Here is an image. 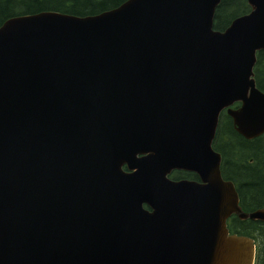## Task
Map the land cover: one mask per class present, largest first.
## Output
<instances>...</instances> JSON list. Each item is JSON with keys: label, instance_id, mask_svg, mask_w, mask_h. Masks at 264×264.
Instances as JSON below:
<instances>
[{"label": "water", "instance_id": "water-1", "mask_svg": "<svg viewBox=\"0 0 264 264\" xmlns=\"http://www.w3.org/2000/svg\"><path fill=\"white\" fill-rule=\"evenodd\" d=\"M220 1L0 25V264H254V238L227 219H264V207H242L212 140L236 100L235 128L264 132V0L217 29Z\"/></svg>", "mask_w": 264, "mask_h": 264}, {"label": "trees", "instance_id": "trees-1", "mask_svg": "<svg viewBox=\"0 0 264 264\" xmlns=\"http://www.w3.org/2000/svg\"><path fill=\"white\" fill-rule=\"evenodd\" d=\"M124 1L0 0V25L11 16L44 10L81 16L94 15L116 7ZM250 9L251 5L248 0H222L216 10L214 27L225 29L233 18ZM257 54L259 65L255 66L254 70L257 74V84L264 90V50L258 51ZM214 147L223 155L222 174L225 178L235 182L243 208L252 209L264 205V133L254 138H247L236 130L229 115L222 114ZM173 175H176L177 178H198V174L195 172L181 174L176 170ZM255 222L258 221L255 219L244 221L234 214L228 222V226L233 232L249 235L248 232L253 228Z\"/></svg>", "mask_w": 264, "mask_h": 264}, {"label": "flooded vegetation", "instance_id": "flooded-vegetation-1", "mask_svg": "<svg viewBox=\"0 0 264 264\" xmlns=\"http://www.w3.org/2000/svg\"><path fill=\"white\" fill-rule=\"evenodd\" d=\"M257 76V74H255V77ZM241 104L240 101L238 102H235L233 103V107H238L239 105ZM224 112H227V108L224 109L223 113ZM225 116L226 115H229V118L232 116L228 113H224ZM232 121H233V118H232ZM233 126H234V123H233ZM235 127V126H234ZM237 130V129H236ZM238 131V130H237ZM216 135H217V131H216ZM243 135V134H242ZM246 137V136H245ZM257 137V136H256ZM248 138V137H247ZM251 138H254V137H251ZM222 158H223V155H222ZM221 165H222V159H221ZM123 168L128 170L129 167L127 166V164H124L123 165ZM178 170L180 171L181 174H187V173H192V172H195L194 170H189V169H184V168H174L170 173H169V176L174 178V179H193V180H198V181H202V178L200 177V175L195 172L196 174H198V178H187V177H181V178H177L176 175H173V173ZM225 178V177H224ZM144 205L150 209H152V207L148 204V203H144ZM261 207H264V205L258 207V208H261ZM246 211H253L254 209L256 208H248L246 209V207H244ZM234 216V215H232ZM228 218V221L231 220V217ZM248 219H252L250 217H247V218H241V220H248ZM256 221L258 222H255L253 223L254 226L251 230H249V235H252L253 238L255 239V243H256V264H264V219H255ZM250 222V221H249Z\"/></svg>", "mask_w": 264, "mask_h": 264}, {"label": "bare ground", "instance_id": "bare-ground-1", "mask_svg": "<svg viewBox=\"0 0 264 264\" xmlns=\"http://www.w3.org/2000/svg\"><path fill=\"white\" fill-rule=\"evenodd\" d=\"M88 16V15H87ZM225 188H226V186H224V184H220V189H221V205H220V210H221V213H222V210H223V208H225V211L227 210V206H231L232 204H230V202L228 201V197H227V192H225ZM230 197V196H229ZM250 218H252V217H250ZM253 219V218H252ZM192 236V235H191ZM201 237H199V239H200ZM209 254V253H208ZM222 256V255H221ZM221 256L220 257H218L217 259H216V263L215 264H217L218 263V261H219V259L221 258Z\"/></svg>", "mask_w": 264, "mask_h": 264}, {"label": "rangeland", "instance_id": "rangeland-1", "mask_svg": "<svg viewBox=\"0 0 264 264\" xmlns=\"http://www.w3.org/2000/svg\"><path fill=\"white\" fill-rule=\"evenodd\" d=\"M222 1V0H221ZM221 1H220V3H221ZM219 3V4H220ZM218 4V5H219ZM218 7V6H217ZM216 10H217V8H216ZM215 14H216V11H215ZM214 19H215V16H214ZM231 23V22H230ZM262 50H264V47H262L261 49H260V51H262ZM259 51V50H258ZM258 51H257V53H258ZM257 59H258V54H257ZM259 65V62L256 60V62H255V64H254V67L255 66H258ZM254 74H255V70H254ZM218 124H219V122H218ZM217 139V135H216V133H215V136H214V138H213V140H212V146H213V148L215 149V147H214V142H215V140ZM216 150V149H215ZM222 161H223V158H222Z\"/></svg>", "mask_w": 264, "mask_h": 264}]
</instances>
